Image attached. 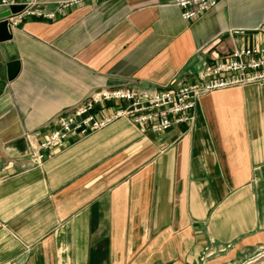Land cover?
I'll return each instance as SVG.
<instances>
[{"label":"crops","instance_id":"obj_1","mask_svg":"<svg viewBox=\"0 0 264 264\" xmlns=\"http://www.w3.org/2000/svg\"><path fill=\"white\" fill-rule=\"evenodd\" d=\"M37 1L50 13L60 0ZM241 47L264 49V0H222L190 22L170 0L24 16L0 42V264H264V84L207 94L163 133L120 118L29 160L93 93L192 84Z\"/></svg>","mask_w":264,"mask_h":264},{"label":"built area","instance_id":"obj_2","mask_svg":"<svg viewBox=\"0 0 264 264\" xmlns=\"http://www.w3.org/2000/svg\"><path fill=\"white\" fill-rule=\"evenodd\" d=\"M91 0H60L53 12L38 10V1L26 5L25 10L9 18L12 29L19 26L24 16L56 20L71 7ZM181 9L185 21H194L213 9L222 0H170ZM19 5L18 0H0V9ZM239 33V31H236ZM264 84V49L241 47L229 57L207 66L192 84H177L162 90L136 91L130 88L103 89L93 93L74 111L61 114L54 122L47 137L31 145L29 160L32 167H41L51 158L55 149H64L71 137L84 138L100 131L120 118L128 119L138 131L163 133L175 125L194 120L198 101L217 91ZM117 105L108 115H99L98 107ZM0 175V183L2 182Z\"/></svg>","mask_w":264,"mask_h":264},{"label":"water","instance_id":"obj_3","mask_svg":"<svg viewBox=\"0 0 264 264\" xmlns=\"http://www.w3.org/2000/svg\"><path fill=\"white\" fill-rule=\"evenodd\" d=\"M25 5H14L11 6L10 9H7L3 12H0V42H5L11 40L13 38V29L9 24V18L15 14H18L25 10ZM18 61H12L6 64L7 68V79L9 81L16 78L19 73ZM6 81H3L0 77V95L2 94V85H5Z\"/></svg>","mask_w":264,"mask_h":264},{"label":"rangeland","instance_id":"obj_4","mask_svg":"<svg viewBox=\"0 0 264 264\" xmlns=\"http://www.w3.org/2000/svg\"><path fill=\"white\" fill-rule=\"evenodd\" d=\"M263 257H264V256H263ZM203 261H205V260H203ZM203 261H202V263H204Z\"/></svg>","mask_w":264,"mask_h":264}]
</instances>
